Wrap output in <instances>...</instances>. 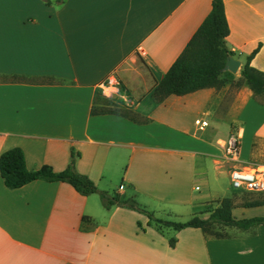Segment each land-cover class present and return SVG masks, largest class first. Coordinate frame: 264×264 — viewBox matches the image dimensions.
Returning <instances> with one entry per match:
<instances>
[{
	"label": "crops",
	"instance_id": "0c3cea01",
	"mask_svg": "<svg viewBox=\"0 0 264 264\" xmlns=\"http://www.w3.org/2000/svg\"><path fill=\"white\" fill-rule=\"evenodd\" d=\"M223 1L238 72L224 69L221 86L159 103L157 86L212 0H0V155L20 147L30 170L55 171L74 156L100 190L134 197L155 217L183 208L199 215L209 203L202 196L218 195L233 168L264 165V101L230 78H241L256 49L251 64L264 71V0ZM198 118L209 126L199 129ZM232 132L237 161L218 145ZM258 199L264 192L236 203L234 217L264 216V204L245 205ZM149 221L67 182L11 189L0 172V264H264V223L220 226L218 236Z\"/></svg>",
	"mask_w": 264,
	"mask_h": 264
},
{
	"label": "trees",
	"instance_id": "16d2710c",
	"mask_svg": "<svg viewBox=\"0 0 264 264\" xmlns=\"http://www.w3.org/2000/svg\"><path fill=\"white\" fill-rule=\"evenodd\" d=\"M51 4L53 0H44ZM63 2V0H55ZM230 34V27L223 0H212V9L207 15L197 32L194 34L185 50L167 71L164 78L157 86L154 95L157 102H162L169 95H185L208 87H219L223 84L221 76L227 58L233 55L228 48L226 39ZM258 52L256 49L248 56L246 64L241 71V82L248 84L254 95L264 101V71H261L251 62ZM231 81L233 75L231 74ZM101 113L117 111L112 108H101ZM93 112H97L94 109ZM118 112V111H117ZM123 115L136 119L129 110H123ZM0 172L5 185L11 189H17L36 180L48 182H67L82 195L99 194L103 205L111 208L113 205L126 206L145 213L150 221L160 227H171L180 230L186 227L199 228L206 234L222 235L220 226H232L241 229H249L264 223V216L236 219L233 215L234 201L231 197H225L219 204L210 210L207 218L195 215L187 221H174L155 217V215L141 207L134 197L121 199L118 193H110L100 190L95 182L88 176L79 173L75 168V159L63 171H55L50 165H44L39 169L30 170L27 167L24 151L20 147H14L1 153ZM264 204V199H258L245 203L247 206ZM176 240H171L174 243Z\"/></svg>",
	"mask_w": 264,
	"mask_h": 264
},
{
	"label": "built area",
	"instance_id": "2783aa9c",
	"mask_svg": "<svg viewBox=\"0 0 264 264\" xmlns=\"http://www.w3.org/2000/svg\"><path fill=\"white\" fill-rule=\"evenodd\" d=\"M195 124L199 129L209 126V121L198 118ZM218 145L224 151V157L237 161L240 155V139L236 132H232L227 137H220ZM232 186L242 192H264V165L252 168L235 167L230 172Z\"/></svg>",
	"mask_w": 264,
	"mask_h": 264
},
{
	"label": "rangeland",
	"instance_id": "374dc122",
	"mask_svg": "<svg viewBox=\"0 0 264 264\" xmlns=\"http://www.w3.org/2000/svg\"><path fill=\"white\" fill-rule=\"evenodd\" d=\"M242 80L240 79H233L232 82H233V85H237V83L241 82ZM261 161L264 162V156L261 157ZM259 166V165H257ZM196 184L200 185V188L202 189L201 191H196L197 194L201 195L202 196V193H204V190H205V186H204V183L203 182H197ZM220 191L218 193V195H212V196H207V195H203L202 197H207L206 199H208L209 203H211V208L214 209L220 202V198H224V197H231L234 201V204L238 203V204H242L244 202H247L249 201L253 195H258L260 194L261 192H242V191H239L237 189H235L233 186H232V183H231V179L229 176H224L220 179ZM114 193V191L112 192ZM97 197L101 200L102 202V198L99 194H97ZM209 203H203L200 207V209H195L197 210V214H201L202 215V211L200 210H203L207 204ZM193 209L191 208H183L181 209L180 211H176V213L178 214H174L173 216H167V215H164V213H160L158 214V216H162V218H165V219H170V220H174V221H187L189 220L192 216H193ZM205 213H203V216H204Z\"/></svg>",
	"mask_w": 264,
	"mask_h": 264
},
{
	"label": "water",
	"instance_id": "95a60500",
	"mask_svg": "<svg viewBox=\"0 0 264 264\" xmlns=\"http://www.w3.org/2000/svg\"><path fill=\"white\" fill-rule=\"evenodd\" d=\"M241 65V61L234 58L233 56H229L227 58L226 64L224 69L230 70L233 73H237L239 70V67Z\"/></svg>",
	"mask_w": 264,
	"mask_h": 264
}]
</instances>
